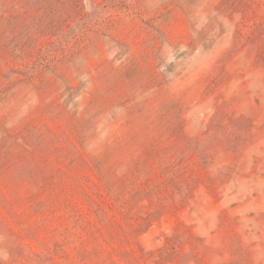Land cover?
Instances as JSON below:
<instances>
[{
	"label": "rangeland",
	"instance_id": "rangeland-1",
	"mask_svg": "<svg viewBox=\"0 0 264 264\" xmlns=\"http://www.w3.org/2000/svg\"><path fill=\"white\" fill-rule=\"evenodd\" d=\"M0 264H264V0H0Z\"/></svg>",
	"mask_w": 264,
	"mask_h": 264
}]
</instances>
